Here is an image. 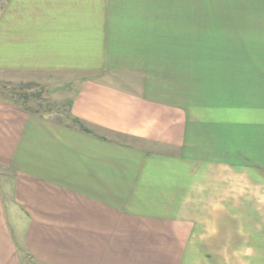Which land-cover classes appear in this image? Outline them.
<instances>
[{"label": "crops", "instance_id": "0c3cea01", "mask_svg": "<svg viewBox=\"0 0 264 264\" xmlns=\"http://www.w3.org/2000/svg\"><path fill=\"white\" fill-rule=\"evenodd\" d=\"M0 76V264H264V0H0Z\"/></svg>", "mask_w": 264, "mask_h": 264}, {"label": "rangeland", "instance_id": "374dc122", "mask_svg": "<svg viewBox=\"0 0 264 264\" xmlns=\"http://www.w3.org/2000/svg\"><path fill=\"white\" fill-rule=\"evenodd\" d=\"M224 47V46H218ZM201 50V60H192L186 62L198 69L201 72H205L208 69V65H214L221 63V61L206 60L205 57L211 55L209 50ZM217 52L214 50V53ZM223 53H227L229 57V46L226 47ZM225 68H229V59L221 63ZM0 100L13 103L16 106L23 108L27 111L40 114H60L68 116L66 114V105H60L58 103L59 98L56 94H53L51 87L42 80H32L30 78H8L0 76ZM229 108V107H228ZM223 110H226L223 108ZM208 116H206V119ZM216 142V139H212V142Z\"/></svg>", "mask_w": 264, "mask_h": 264}]
</instances>
